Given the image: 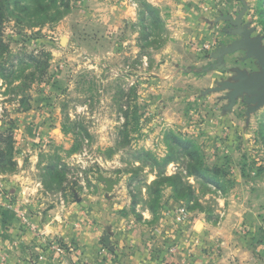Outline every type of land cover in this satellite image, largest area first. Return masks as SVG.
<instances>
[{"label": "rangeland", "instance_id": "374dc122", "mask_svg": "<svg viewBox=\"0 0 264 264\" xmlns=\"http://www.w3.org/2000/svg\"><path fill=\"white\" fill-rule=\"evenodd\" d=\"M143 2L157 11L158 28L140 23ZM197 5L67 0L55 23L10 17L2 24L0 153L15 166L0 169V223L14 203L5 178L18 173L13 187L41 191L45 209L113 196L143 225L138 239H151L157 226L169 225L178 239L181 224L223 226L237 254L230 264H264V104L246 93L230 99L228 87L240 74L260 73L245 49L231 48L244 40L234 33L236 22L264 48V0H220L213 10L203 0ZM170 136L196 150L204 178L186 175L181 162L188 159L163 165L169 147L177 148ZM48 166L58 177L46 173ZM177 173L198 206L171 200L168 182L155 202L152 183ZM98 176L119 184L106 193ZM192 232L196 239L176 264H194L195 253L197 264H224L220 245ZM107 250L99 248L102 264L113 262ZM170 250V257L177 253Z\"/></svg>", "mask_w": 264, "mask_h": 264}, {"label": "crops", "instance_id": "0c3cea01", "mask_svg": "<svg viewBox=\"0 0 264 264\" xmlns=\"http://www.w3.org/2000/svg\"><path fill=\"white\" fill-rule=\"evenodd\" d=\"M200 1L188 0L194 5L189 7L198 6ZM203 1L213 10L220 0ZM211 10L203 12L210 13ZM19 175L5 178L6 188L10 189V202H14L11 209L2 211L4 223H0V252L6 258V264H48L51 258L55 264H102L99 248L105 249V236L109 238V247L113 248V252L107 250L113 262L106 264H167L169 259H172L170 264H176L181 263L185 256L183 252L192 247V241L196 239L192 231L206 235V239L220 245L224 251L220 263L230 264L237 255L234 247L229 249L235 246L234 240L223 236L226 231L223 226L202 229L203 226L196 222L181 224L180 229L184 231L179 235L180 239L172 235L169 225L157 226L152 229L151 239H138L135 234L143 225L134 223L126 211L121 212L123 209L117 205V199L109 195L104 199L92 197L90 202L77 200L45 209V204L39 200L41 191L34 194V190L29 192L23 187H13L20 184L17 182L21 178ZM141 215L143 220L150 217L145 211ZM55 244L60 247L61 254L51 249ZM173 248L177 253L170 257L169 251ZM193 255H196L194 264L202 261L199 254Z\"/></svg>", "mask_w": 264, "mask_h": 264}, {"label": "trees", "instance_id": "16d2710c", "mask_svg": "<svg viewBox=\"0 0 264 264\" xmlns=\"http://www.w3.org/2000/svg\"><path fill=\"white\" fill-rule=\"evenodd\" d=\"M141 5L142 9L139 13L140 23L144 25L145 22L148 23V25L154 26L155 29L158 28L161 20L157 11L147 3L143 2ZM67 10V0H0V57L7 51V47L2 41L1 28L2 24L10 17H20L21 20L27 19L32 21L30 24L41 26L46 23H55L61 20L67 13ZM145 37L147 38V36ZM1 75L3 74L1 73ZM123 136L124 138H127V132H124ZM170 139L173 140L172 143L174 145L177 144V148L173 150L169 147V153L163 161V165L175 158L178 160H182V158L188 159V161L183 160L181 162L182 166L185 167L186 175L192 176L196 179L204 178L207 174V169L203 167V163L196 150L192 146H183L175 137L170 136ZM7 165L10 167L15 166V164L8 159V156L0 153V169L5 171ZM63 168H65V166H63ZM55 169L56 166H48L46 167V173L48 172L50 175L55 172L58 173ZM53 176L58 177L57 174H53ZM184 178L185 177L181 173H177L171 177H162L154 181L151 185V193L156 195L155 202L159 200L162 183L168 182L172 189L171 200L193 203L195 206H198L195 201L194 191ZM153 204L148 208V211L151 214H154L153 211L155 212L157 208L156 206L154 207Z\"/></svg>", "mask_w": 264, "mask_h": 264}, {"label": "water", "instance_id": "95a60500", "mask_svg": "<svg viewBox=\"0 0 264 264\" xmlns=\"http://www.w3.org/2000/svg\"><path fill=\"white\" fill-rule=\"evenodd\" d=\"M238 27V30H235L234 33L243 36L244 40L236 43L231 49H240L243 48L246 50L247 58H254L260 66V73L252 74L246 76L245 74H240V82L237 84H229L228 87L232 89L231 94L229 95L230 99H233L237 94L246 93L248 96H251V102L256 104L257 106H261L264 104V48H259V41H251L249 39L250 30L246 31L245 29H241L238 22L234 24ZM226 52H230V50H226ZM97 180L104 185V191L106 193L112 192L114 187L119 184V179H115L114 181L109 180L103 176H98ZM105 247L109 248L111 251L112 248L109 247V238L105 236L103 238Z\"/></svg>", "mask_w": 264, "mask_h": 264}, {"label": "built area", "instance_id": "2783aa9c", "mask_svg": "<svg viewBox=\"0 0 264 264\" xmlns=\"http://www.w3.org/2000/svg\"><path fill=\"white\" fill-rule=\"evenodd\" d=\"M52 249L54 251H58L60 252V249L58 248V246H52ZM5 256L2 255V253L0 252V264H5Z\"/></svg>", "mask_w": 264, "mask_h": 264}]
</instances>
